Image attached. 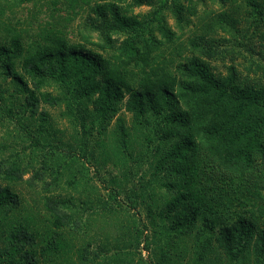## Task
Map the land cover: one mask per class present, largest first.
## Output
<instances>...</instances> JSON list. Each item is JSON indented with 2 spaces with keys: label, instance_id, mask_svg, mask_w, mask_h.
Wrapping results in <instances>:
<instances>
[{
  "label": "trees",
  "instance_id": "trees-1",
  "mask_svg": "<svg viewBox=\"0 0 264 264\" xmlns=\"http://www.w3.org/2000/svg\"><path fill=\"white\" fill-rule=\"evenodd\" d=\"M209 2L0 0V128L44 149L39 105L62 106L83 157L114 120L100 163L139 187L103 198L56 146L0 157V264H264V0Z\"/></svg>",
  "mask_w": 264,
  "mask_h": 264
},
{
  "label": "rangeland",
  "instance_id": "rangeland-1",
  "mask_svg": "<svg viewBox=\"0 0 264 264\" xmlns=\"http://www.w3.org/2000/svg\"><path fill=\"white\" fill-rule=\"evenodd\" d=\"M209 7H212L216 9L218 5L211 4L209 0H204ZM149 9L148 7H141V8H134L133 12H147ZM39 110L47 112L51 119H48L45 123V128L49 131L50 135H48V142H43L42 144H45V148H36L30 143V138L25 135V131L21 130L18 126L11 124L9 127L10 135L7 136L5 134L4 128H0V142L6 143L10 145V148L3 149L2 154H0V157L6 158L11 157L12 159L16 158V155L19 156H33L36 153L39 155L37 159L41 158V155L45 153L46 151H50L54 149L52 146L58 147L62 152L64 151H70L75 154V157L78 156L77 163H72L71 170H75L77 168H80L78 164L81 165V174L79 175L78 179L80 182H87L88 184H93L98 187L100 195L104 198L107 196V192L111 189H117V187L114 186V184L110 183L112 179H115L117 183H125V188H135L139 189L138 184L134 187H131L130 181L133 180V183L135 184L137 180V176H132L134 174V162L132 160L129 161L128 165H130L129 170L128 168H118L113 167L111 162H108L106 164L100 163L102 160L101 152L103 150V147L100 146V143L104 144V149H109V145L111 141L113 140L112 136V130L115 125V121L112 120L109 127L106 129L105 133L100 135L97 134L95 130H93V133L91 135L87 136V149H86V155L81 157V151L79 150V145L81 144V141L79 137L76 135V132L78 129L76 128V131L74 130L73 124L69 122L68 119L61 117L60 113L63 111V107H53L50 108L46 105L40 104ZM121 115H123L125 119V125L129 126V115L123 111L120 112ZM37 118V117H36ZM36 118H33L30 120V124L27 126L26 132H28L29 136H33L35 139L37 138V125L38 121ZM80 143H77V141ZM132 154V153H131ZM132 159H134V154H132ZM34 163V167H38L39 164L37 163V160ZM66 174V172L64 171ZM29 176L26 175L25 177ZM134 177V178H133ZM48 179V178H47ZM65 179V177L63 178ZM78 189V188H77ZM73 190L71 188L66 187L64 184H62V187L60 186V189L58 188L56 192L54 193L57 195L58 193L65 196H72L76 202L81 201L85 199L83 195L79 192L80 189L77 191ZM16 192L19 194V196L23 199V201H27V203L32 206L36 207L40 204L36 203L38 195H36V190L29 189L26 184H22L19 187H15ZM125 195H120V200L128 204V201H126ZM130 213L134 215V217L137 219H141L144 224L146 223L145 218V212L143 209H141L139 206L135 208H130ZM145 233L147 235L150 234V230H146ZM140 248H142V242L140 243ZM147 251L142 250V256L145 258L147 256Z\"/></svg>",
  "mask_w": 264,
  "mask_h": 264
}]
</instances>
